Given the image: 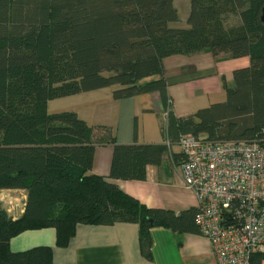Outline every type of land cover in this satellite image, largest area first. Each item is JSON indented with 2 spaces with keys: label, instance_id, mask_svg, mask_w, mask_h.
Wrapping results in <instances>:
<instances>
[{
  "label": "trees",
  "instance_id": "trees-1",
  "mask_svg": "<svg viewBox=\"0 0 264 264\" xmlns=\"http://www.w3.org/2000/svg\"><path fill=\"white\" fill-rule=\"evenodd\" d=\"M264 0H189L187 27L174 0H0V189L26 192L24 211L9 217L0 203V264H51V249L13 252L9 240L52 227L65 246L76 224L139 226L150 258V228L197 233L196 207H147L91 173L96 146L110 145L109 177L143 181L160 165L166 143L118 144L110 127L90 126L76 112L49 113V100L104 87L113 99L157 92L168 106L165 59L209 52L247 56L223 84L226 99L185 116L168 109L163 141L191 134L210 141L256 140L264 147ZM155 75L157 78L145 80ZM251 264L264 263V250Z\"/></svg>",
  "mask_w": 264,
  "mask_h": 264
},
{
  "label": "crops",
  "instance_id": "crops-1",
  "mask_svg": "<svg viewBox=\"0 0 264 264\" xmlns=\"http://www.w3.org/2000/svg\"><path fill=\"white\" fill-rule=\"evenodd\" d=\"M248 63L247 56L214 57L209 52L165 59L163 76L173 114L185 116L193 113V110L176 111L173 107L174 90L171 88L179 87L186 101L200 97L202 102L205 97L223 94V84L231 86L233 83L232 72ZM113 88L104 87L68 96L74 99V103L61 111L76 112L90 126L110 127L118 144L165 143L160 129L163 104L159 94L150 93V99L138 95L113 99ZM111 158L110 145L96 146L91 173L116 184L147 207L174 212L197 208L196 197L183 185L178 144H169L162 164L146 166V178L143 181L109 177ZM25 200V190L0 189L1 206L12 219L21 216ZM138 235L139 226L136 223H78L65 246L56 244V230L47 227L26 230L13 236L9 240V248L17 252L47 246L51 249V264H216L209 240L198 232L176 233L162 226L150 228V258L142 255Z\"/></svg>",
  "mask_w": 264,
  "mask_h": 264
},
{
  "label": "built area",
  "instance_id": "built-area-1",
  "mask_svg": "<svg viewBox=\"0 0 264 264\" xmlns=\"http://www.w3.org/2000/svg\"><path fill=\"white\" fill-rule=\"evenodd\" d=\"M170 103L161 114L165 124ZM178 146L183 185L197 199V232L209 240L216 264H251L264 250V147L191 134Z\"/></svg>",
  "mask_w": 264,
  "mask_h": 264
},
{
  "label": "rangeland",
  "instance_id": "rangeland-1",
  "mask_svg": "<svg viewBox=\"0 0 264 264\" xmlns=\"http://www.w3.org/2000/svg\"><path fill=\"white\" fill-rule=\"evenodd\" d=\"M174 6L178 12L179 20H178V22L171 23L170 25L173 27L186 28L188 26L185 21H186V18L188 16V13H189V0H174ZM155 78H157V76L152 75V76L147 77L145 80H152ZM171 89L174 90V94H172L174 97L173 107L176 111L186 112L187 109L192 108L191 110H193V112H195L196 110H198L202 107H207V106H209L215 102H222L226 99V93L224 92L223 94L217 95L215 97H211V96L205 97V98H203L204 101H202V102H201L200 97H198L197 99H194L192 101H190V100L186 101L184 99L182 91L180 90L179 87H177V88L174 87ZM172 93H173V91H172ZM138 96L143 97V98L144 97L149 98L150 93H144V94H140ZM73 103H74V99L72 97H68V96L57 98V99H52V100H49L47 103V111L49 113L60 112L63 109L69 108V106H71V104H73ZM203 104H205V105L203 106ZM174 149H177V148L174 147Z\"/></svg>",
  "mask_w": 264,
  "mask_h": 264
},
{
  "label": "water",
  "instance_id": "water-1",
  "mask_svg": "<svg viewBox=\"0 0 264 264\" xmlns=\"http://www.w3.org/2000/svg\"><path fill=\"white\" fill-rule=\"evenodd\" d=\"M261 20L264 22V9H262Z\"/></svg>",
  "mask_w": 264,
  "mask_h": 264
}]
</instances>
